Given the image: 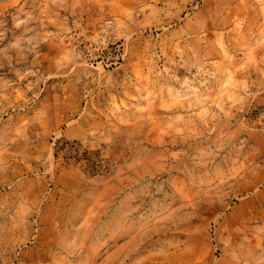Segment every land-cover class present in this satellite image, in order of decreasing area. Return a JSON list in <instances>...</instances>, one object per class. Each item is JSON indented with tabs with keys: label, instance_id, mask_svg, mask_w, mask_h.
<instances>
[{
	"label": "rangeland",
	"instance_id": "1",
	"mask_svg": "<svg viewBox=\"0 0 264 264\" xmlns=\"http://www.w3.org/2000/svg\"><path fill=\"white\" fill-rule=\"evenodd\" d=\"M0 264H264V0H0Z\"/></svg>",
	"mask_w": 264,
	"mask_h": 264
},
{
	"label": "built area",
	"instance_id": "2",
	"mask_svg": "<svg viewBox=\"0 0 264 264\" xmlns=\"http://www.w3.org/2000/svg\"><path fill=\"white\" fill-rule=\"evenodd\" d=\"M105 26H106V27H111V26H112V23L107 21V22L105 23Z\"/></svg>",
	"mask_w": 264,
	"mask_h": 264
}]
</instances>
